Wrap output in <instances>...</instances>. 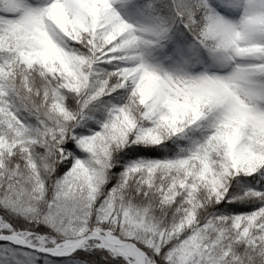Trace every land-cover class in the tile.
<instances>
[{"label":"snow or ice","instance_id":"6c2138e0","mask_svg":"<svg viewBox=\"0 0 264 264\" xmlns=\"http://www.w3.org/2000/svg\"><path fill=\"white\" fill-rule=\"evenodd\" d=\"M0 264H264V0H0Z\"/></svg>","mask_w":264,"mask_h":264}]
</instances>
